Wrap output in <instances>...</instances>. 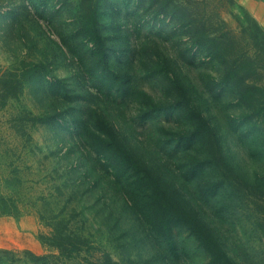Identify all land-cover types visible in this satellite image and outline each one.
I'll list each match as a JSON object with an SVG mask.
<instances>
[{
	"label": "rangeland",
	"instance_id": "374dc122",
	"mask_svg": "<svg viewBox=\"0 0 264 264\" xmlns=\"http://www.w3.org/2000/svg\"><path fill=\"white\" fill-rule=\"evenodd\" d=\"M142 1L0 0V103L4 80L27 78L18 96L0 106V198L12 212L0 215V264H102L107 257L116 264L208 261L183 227L170 229L169 244L151 228L130 192L138 175L115 179L90 146L95 133L114 134L160 182L175 188L180 206L196 211L232 264H264V234L257 227L264 219V153L253 152L261 132L232 123L244 110L232 88L219 97L203 89L207 78L222 76L218 60L193 46L188 30L167 16L163 28L154 26ZM171 1L182 3L177 13L204 21L210 39L218 42L222 29L240 54H259L257 21L247 0ZM91 4L107 65L131 77L126 97L85 75L64 44L78 27L80 9L88 11ZM179 42L195 56L194 65L182 66L198 93L194 106L238 175L210 197L203 192L215 169L182 175L183 163L198 149L174 141L184 122L168 114L139 118L145 110L140 92L162 101L159 85L141 67L145 52L156 49L173 59ZM53 227L82 240L80 251L60 255L48 244Z\"/></svg>",
	"mask_w": 264,
	"mask_h": 264
},
{
	"label": "trees",
	"instance_id": "16d2710c",
	"mask_svg": "<svg viewBox=\"0 0 264 264\" xmlns=\"http://www.w3.org/2000/svg\"><path fill=\"white\" fill-rule=\"evenodd\" d=\"M140 2L143 1L140 0ZM145 3L153 14L154 26L158 29L163 28L165 16H167L168 21L173 22L178 29L186 28L188 30L187 35L193 46L198 49H206L212 57L218 60V63L223 67L222 76L218 79L207 78L203 82V89L213 97H219L226 88H232L235 91L237 103L244 110L238 117L232 119V123L236 125L237 129L246 125L252 127L254 132H261L262 139L259 145H255L253 152L264 153L263 29L258 28L257 23L253 22L256 32L260 36L258 40H255V47L259 54L248 56L246 52L240 54L236 51V43L228 34L222 32V29L218 31V42H216L215 39H210L206 33L204 21L177 13L182 7V3L171 0H146ZM87 8L88 11L80 9L78 27L66 35L64 44L85 75L115 96L126 97L131 90V77L126 72L113 71L107 65L104 52L100 51L104 45L98 32L94 4ZM219 22L221 21L219 20ZM181 45L180 42L177 44V55L173 59L166 57L156 49L154 52H145L147 61L143 59L141 67L147 76L159 85L162 101L155 102L146 93L140 92L139 101L145 110L140 111L139 118L146 120L160 114H168L184 122L185 128L175 133L174 141L193 148L198 147V149L194 148L197 152L188 159V162L183 163L182 175L184 178H190L197 171L215 169V179L209 177V180L206 181L208 188H205L203 192V195L210 197L229 186V183H233L232 179H237L238 175L234 173L224 158L216 136L208 127L200 111L194 106L198 93L183 74L182 66L194 65L195 56L191 49ZM237 50L239 49L237 48ZM7 77L15 78L16 75L8 72ZM26 80H4V100L0 106L4 105L7 98L18 96ZM90 146L103 160L105 167L115 179H121L129 172L138 175V181L133 184L130 192L134 195V200L141 203V212L151 228L168 244L171 242L170 229L183 227L208 255V261L202 264H232L196 211L180 206L177 190L165 182H160L158 177L154 176L147 166L135 158L121 140L116 139L114 134L103 136L95 133ZM149 179L152 181V186L147 182ZM6 201V199L0 198V215L12 213L6 208ZM60 223L61 221L56 222V224ZM257 227L264 234V219L257 224ZM48 244L57 249L60 255L66 257L78 253L84 245L82 240L72 241L69 235H62L54 227ZM32 257L37 258L38 256L32 255ZM102 264L116 263L107 257Z\"/></svg>",
	"mask_w": 264,
	"mask_h": 264
},
{
	"label": "crops",
	"instance_id": "0c3cea01",
	"mask_svg": "<svg viewBox=\"0 0 264 264\" xmlns=\"http://www.w3.org/2000/svg\"><path fill=\"white\" fill-rule=\"evenodd\" d=\"M248 11L264 31V0H247Z\"/></svg>",
	"mask_w": 264,
	"mask_h": 264
}]
</instances>
